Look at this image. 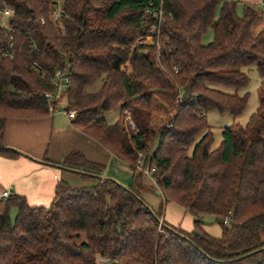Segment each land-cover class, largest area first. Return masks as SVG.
Here are the masks:
<instances>
[{
    "label": "trees",
    "instance_id": "1",
    "mask_svg": "<svg viewBox=\"0 0 264 264\" xmlns=\"http://www.w3.org/2000/svg\"><path fill=\"white\" fill-rule=\"evenodd\" d=\"M4 1L15 10L18 31L15 59L0 62V155L25 156L5 146L6 122L49 114L45 95L54 91L52 77L64 60L63 99L79 113L74 126L134 175L128 186L103 177L104 167L80 152L60 163L41 161L93 184L59 183L49 207L0 197V264H264V33L252 34L258 9L245 5L240 15L236 2L166 0L158 44L137 45L152 36L151 0H63L57 28L50 21L55 0ZM210 29L213 41L204 45ZM251 67L262 79L258 108L245 126L225 127L212 149L207 114L245 111L249 96L239 91L249 86ZM99 80V91L85 92ZM115 108L120 117L110 124L105 116ZM139 152L157 170L163 202L194 216L192 232L143 199ZM207 216L221 224V238L202 228Z\"/></svg>",
    "mask_w": 264,
    "mask_h": 264
},
{
    "label": "crops",
    "instance_id": "2",
    "mask_svg": "<svg viewBox=\"0 0 264 264\" xmlns=\"http://www.w3.org/2000/svg\"><path fill=\"white\" fill-rule=\"evenodd\" d=\"M231 2H242L244 7L250 5L258 9L261 16L254 22L252 34L256 37L264 33V7L261 0ZM62 102L66 101L62 98L54 112L48 107L49 114L46 116L11 118L6 122L5 146L16 149L25 156L10 159L0 155V197L9 191L11 195L23 197L31 207H49L59 183L65 182L73 188L91 186L93 182H84L78 174L41 162L48 160L60 163L72 152H80L89 161L102 165L103 177L117 180L125 186L131 184L134 172L130 166L76 128L74 120H70L64 110H60ZM170 210L174 212V216L171 214V219L168 220L164 216L165 221L187 232L194 230L192 214L182 207H170ZM202 228L214 238L222 237L223 228L214 217H204Z\"/></svg>",
    "mask_w": 264,
    "mask_h": 264
},
{
    "label": "built area",
    "instance_id": "3",
    "mask_svg": "<svg viewBox=\"0 0 264 264\" xmlns=\"http://www.w3.org/2000/svg\"><path fill=\"white\" fill-rule=\"evenodd\" d=\"M155 0H151L146 11V14L153 20L152 25V36L139 38L136 41L137 45H155L158 42H155L154 36L159 38L161 33V28L165 23V12L164 6L166 0H157V6L154 3ZM237 1V0H235ZM63 0H55L54 6L50 14V21L53 24L54 28H57L61 23V18L63 15L62 8ZM261 5L264 7V0H261ZM15 15V10L11 8L4 0H0V35L3 37V41L0 46V62L4 60H14L17 55V39L15 32L18 31L17 26L11 24V19ZM46 20L42 19L41 24L44 25ZM34 48L35 45H34ZM66 57V54H63ZM67 62L64 60L60 61V66L56 68L55 73L52 77V83L54 85V91L48 92L45 95L49 110L51 112L55 111L56 105L61 102L65 92L68 89L69 78L67 74V69L65 68ZM34 69L40 70L41 67L38 63H34ZM64 113L68 115L70 120H75L78 116V111L75 109H70L69 106H66ZM126 115V125L133 132H136V126L132 119L130 112H125ZM154 154V153H153ZM148 155L144 152H139L137 154V160L135 163L136 169L144 175L146 179L151 181L154 185H157V179L155 174L157 172L156 168L147 163ZM11 193L6 191L2 194V198H9ZM231 212L228 213V216L224 219V225H229ZM105 264V263H102Z\"/></svg>",
    "mask_w": 264,
    "mask_h": 264
},
{
    "label": "rangeland",
    "instance_id": "4",
    "mask_svg": "<svg viewBox=\"0 0 264 264\" xmlns=\"http://www.w3.org/2000/svg\"><path fill=\"white\" fill-rule=\"evenodd\" d=\"M220 1L223 3V2H231L232 0H220ZM236 4H237L238 13L241 15V12H242L244 5L242 2H238ZM219 12H220V7L218 8V13ZM213 38H214V32L212 29H210V30H208L207 34L203 37L202 43L204 45H208L209 43H211L213 41ZM246 73H247L249 81H250L249 86L247 88L239 91L240 96H244L246 94L249 96L248 105H247L245 111L238 117H234V116L230 115L229 113L220 114L217 111H210L207 114V120H208L209 126L211 127L210 129H211V131L213 133V137H214L212 149L218 148L220 143L222 142V140H223V129L225 127L231 126L233 124H240V125L245 126L248 123V121L250 120L251 116L255 113V111L258 108V103H259L258 89L262 83V79L259 76L256 67L249 68L248 70H246ZM101 85H102V83L99 80V81L95 82L94 84L87 86L85 88V92L86 93H95V92L99 91V89L101 88ZM65 108H66V102H62L60 110L63 111ZM105 117L110 124H113L119 119L120 111L118 108H115L110 113H108ZM125 120H126V115H125ZM203 135H204V133L200 134L197 137L196 142L201 140ZM132 182H133V180H132ZM132 182H131V184H132ZM126 186H128V185H126ZM142 197L151 206L152 210L155 213H159L161 208L163 207V210H162L163 216H165V218L167 220L169 218L171 219V217H169L171 214L174 216V212H172L170 210V207L181 208V206H179L177 204H172L171 202L168 204H165L163 202L164 197L161 194V191L159 190L158 186L154 185L148 179L145 180V191L143 192ZM184 211H186V210H184ZM11 214H12V218L15 219L16 214H17V210L16 209L12 210ZM208 217H212V216H208ZM102 263H105V262H102Z\"/></svg>",
    "mask_w": 264,
    "mask_h": 264
}]
</instances>
